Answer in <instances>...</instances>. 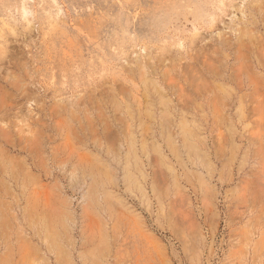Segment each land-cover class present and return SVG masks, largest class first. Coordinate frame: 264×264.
<instances>
[{
    "label": "rangeland",
    "instance_id": "obj_1",
    "mask_svg": "<svg viewBox=\"0 0 264 264\" xmlns=\"http://www.w3.org/2000/svg\"><path fill=\"white\" fill-rule=\"evenodd\" d=\"M0 264H264V0H0Z\"/></svg>",
    "mask_w": 264,
    "mask_h": 264
}]
</instances>
